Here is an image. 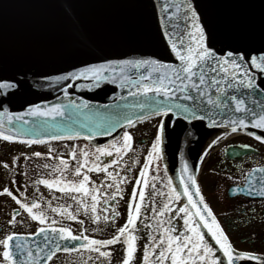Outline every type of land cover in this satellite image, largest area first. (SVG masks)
Here are the masks:
<instances>
[{
	"label": "snow or ice",
	"instance_id": "1",
	"mask_svg": "<svg viewBox=\"0 0 264 264\" xmlns=\"http://www.w3.org/2000/svg\"><path fill=\"white\" fill-rule=\"evenodd\" d=\"M119 2L136 10L141 21L129 25L118 37L129 51L116 58L99 57L96 63L72 64L68 69L57 70L58 75L26 68L17 69L11 77L0 76V140L28 146L51 141H88L82 147L65 144L69 159L51 147L47 157L34 152L32 156L38 159L58 161L37 165L51 171L34 183L73 202L51 207L48 201L52 213L80 225L85 223L79 218L82 214L97 226L93 231L103 232L120 218L117 198L124 199L121 185L129 182L127 175L121 176L116 169L132 171L124 160L134 143L128 129L156 118L150 150L127 201L126 220L115 226L110 238L90 237L85 234L88 228L74 234L55 218L49 223L42 202L28 201L23 194L14 195L5 186L0 196L9 197L18 205L7 224L15 228L30 219L39 227L28 235L0 227V264H53L61 252L76 253L80 259L73 264H112L116 245L121 246L119 264H237L249 260L264 264V256L234 248L185 158V147L195 135V122L206 121L205 127L223 128L225 136L244 132L264 145V0ZM226 8L258 9V27L251 31L221 28L214 13ZM159 40L171 59H162L149 50ZM4 70L0 63V71ZM30 72L39 77V87L52 88L62 96L57 97V103L28 101L24 111L12 113L6 101L24 90ZM109 85L113 86L112 104L96 105L78 94L105 90ZM16 122L22 123L17 126ZM44 128L59 131H53L47 139L25 138V133ZM117 128L124 131L113 140L92 143L97 136H111ZM82 129H87V134ZM250 129H258L261 134ZM172 139L182 162L176 177L178 183L168 174L165 156L167 142ZM31 158L24 156L26 161ZM19 160V156L13 157L11 166L2 163V167L11 171L19 167ZM70 161L75 162L74 167ZM161 162L165 164L163 173ZM140 163L133 161V165ZM150 169L155 173L151 177ZM93 173L103 174L99 184L92 180ZM243 177L234 182L236 187L231 188V195L258 197L264 202V165L249 168ZM18 216L21 220H17ZM140 225L145 232L142 247L137 235Z\"/></svg>",
	"mask_w": 264,
	"mask_h": 264
},
{
	"label": "water",
	"instance_id": "2",
	"mask_svg": "<svg viewBox=\"0 0 264 264\" xmlns=\"http://www.w3.org/2000/svg\"><path fill=\"white\" fill-rule=\"evenodd\" d=\"M214 15L221 28L238 27L251 31L259 25L258 9L226 8ZM140 23L139 13L122 6L119 0H0V63L5 69L0 71V76L11 77L17 69L26 68L58 75L57 70L68 69L72 64L81 66L86 61L96 63L99 62V57L105 55L119 57L129 49L118 40V37L129 25ZM149 50L162 59H171L162 40L153 42ZM38 80L39 77L31 72L28 74L24 90L6 101L10 112L24 111L28 101L59 102L57 97L62 94L52 88L39 87L36 83ZM112 87L109 85L105 90L78 94L96 105L112 104L115 102L114 99H110L114 96L110 90ZM116 92H119V89ZM2 110L0 108V111ZM57 120L59 121V118ZM16 123L19 126L22 122ZM195 123L196 127L193 130L195 135L185 147V158L197 177L199 156L205 141L215 133H225V129L205 127L206 121ZM53 131L59 129H38L34 133H25V138L36 136L47 139ZM81 131L87 134V129ZM123 131L124 129L117 128L111 136H97L92 143L105 144ZM250 131L257 135L261 134L258 129ZM236 134L246 135L244 132ZM165 156L168 174L174 178V183H178L176 177L182 162L176 152L175 139L167 142ZM162 164L164 167V162ZM237 264L258 262L238 261Z\"/></svg>",
	"mask_w": 264,
	"mask_h": 264
},
{
	"label": "flooded vegetation",
	"instance_id": "3",
	"mask_svg": "<svg viewBox=\"0 0 264 264\" xmlns=\"http://www.w3.org/2000/svg\"><path fill=\"white\" fill-rule=\"evenodd\" d=\"M149 126L144 127L143 129L138 130L139 134L145 136L141 139V143L146 147L150 143V134H149ZM133 137L136 135V131L134 129L129 130ZM220 139L210 147L207 152V157L205 159L204 168H208L209 171L216 170L218 177L217 188L221 189L219 196L221 197L225 203V211L227 215L220 216V222L226 232L229 234L232 242L237 247L236 249L244 252L255 253L256 255L264 256V202L261 201L260 198H251V197H243V196H233L226 198V190L230 187H235L236 184L234 182L243 180V173L248 171L251 167H259L264 165V145H261L255 139L244 136V135H218ZM217 137L214 141L217 140ZM137 141V139H136ZM224 141V142H223ZM67 144L69 146L79 144L81 147L87 143L84 142H51L40 145H24L17 143H10L0 140V190L3 187L7 186L10 190L13 191L14 195L26 196L28 201L37 200L38 202H42L44 204L45 210L48 212L49 223L52 218L60 221L64 226L70 227L74 234H78L79 230L83 228H88V232L86 235L97 239L110 238V235L115 231V226H120L125 222V215H127V201L130 198L129 193H126V189L129 187L130 192L135 186V179L139 176V169L137 171V175L135 177L133 168L131 172H124L121 168H117L116 171L120 173L121 176L127 175L128 183L121 185L124 189L123 196L124 199H119V203L117 204V210L120 212V218L116 221V225L105 228L103 232L93 231V229L97 228L96 225L91 224L90 221L87 220L82 214L80 215V219H84L85 223L80 225L74 221H70L67 219H61L58 214L52 213L48 208V201H51V207H57L58 205H66L72 204L71 200H66V198L61 197V194L58 192L50 191L43 185L37 186L34 181L38 178H44L47 176V173L51 171V169H43L38 168L37 165H43L45 163L55 164L58 161L48 160L44 158H36L32 156L34 152H40L42 157L48 156L49 147L54 150H58L60 153L64 154V159H69L67 152L68 149L64 147ZM248 145L250 147L245 148L244 146ZM150 149V147H149ZM144 153L143 147L136 145L134 152V160H138ZM20 157V162L23 160V171L18 168H14L11 171L5 170L2 167V163H8L10 166L12 163L9 161L10 157L13 156ZM32 157L30 160H24V156ZM130 157V156H129ZM103 159V158H102ZM72 166H75L74 161H70ZM130 166L134 167L133 164L128 163ZM143 163L139 166L141 168ZM111 170V169H110ZM27 172L28 175H24L23 173ZM154 171L152 169L149 170V177L154 175ZM202 174V172H201ZM92 180L97 184L103 179V174L93 173L91 174ZM95 177V179H93ZM231 177L232 179H228ZM52 178V177H47ZM23 181V190H14L12 189L13 183L12 180ZM200 179V178H199ZM199 185L202 189L203 195L206 199L210 196L209 192H207L206 187L203 186L201 180ZM213 185V183H212ZM38 189V190H37ZM128 190V191H129ZM212 195H218L217 190H213ZM55 197H61L59 200L53 199ZM23 198V197H21ZM221 204V203H220ZM223 207V205L221 204ZM74 205L73 209L74 210ZM18 205H16L9 197L0 196V227H7L9 230L16 232L20 235H28L35 231L39 225L36 222L31 221L30 219H26L24 223L18 224L15 228H11L10 225L7 224L8 220L11 218L13 214V210L17 209ZM26 216V214H25ZM255 216V219L252 217ZM17 220H21V217L18 216ZM57 227L60 226L58 223ZM103 228V224L100 225ZM78 229V231L76 230ZM235 236V238H233ZM237 243L245 245L246 249L238 248ZM115 251L113 253L114 259L112 264H119V260L121 258V246L116 245L113 246ZM80 257L76 253L65 254L58 253L57 257L54 258L53 264H73V262L78 261Z\"/></svg>",
	"mask_w": 264,
	"mask_h": 264
},
{
	"label": "rangeland",
	"instance_id": "4",
	"mask_svg": "<svg viewBox=\"0 0 264 264\" xmlns=\"http://www.w3.org/2000/svg\"><path fill=\"white\" fill-rule=\"evenodd\" d=\"M157 119L156 120H150L147 122V124H142L141 126H138L136 127L134 130L136 131V135L134 136V143H133V150L128 153V155H126L124 157V160L127 161L128 163L130 164H133V161H134V152H135V147L136 145H139L141 147H143V150H144V153L143 155L138 159L141 163L140 164H136L134 165V167H131L133 168V172H134V175L136 177L137 175V171L139 169V166L143 163V161L146 159L147 157V152L150 150L149 147H151V142L153 140V133L155 132V128L153 127V125H155L157 123ZM146 126H149L147 128H149V134H150V143L148 145H146V147L140 142L141 139L145 136H142L141 134H139L138 130L140 129H143L144 127ZM137 139V141H136ZM17 156V155H16ZM16 156H13V157H16ZM19 156V155H18ZM130 156V157H129ZM13 157H10L9 161L12 163V158ZM206 159V158H205ZM20 165H22L23 167V160L20 162ZM22 167H18V170L21 169L23 171V168ZM126 172V171H124ZM218 177L219 175L217 174V171L216 170H211L209 171L208 168H204L203 171H202V174H201V183L203 184L204 187H206L207 189V192H209L210 196H209V199H210V202L212 203V206L214 207V209L218 212V214L220 216H224L225 214V206H226V203L221 199L220 200V196H219V193L221 192V189L219 191V189L217 188V185H219L220 183L218 182ZM95 179V177L93 178ZM213 183V185H212ZM14 186H12V189L14 190H23V181L21 179V181H17V183L13 184ZM217 190V194L218 195H212L211 193L214 192L213 190ZM126 193L128 192L129 195H130V190H129V187L126 189ZM129 190V191H128ZM151 189H148L147 191H150ZM146 196H147V192H146ZM223 205V207L221 206V204ZM150 215V213H149ZM125 220H126V215H125ZM141 227V226H140ZM78 231V229H76ZM144 235L141 236V239H140V245L142 247L143 243H144ZM233 238H235V236H233ZM234 240V239H233ZM237 246L238 248H243V249H246L245 245L243 244H240V243H237Z\"/></svg>",
	"mask_w": 264,
	"mask_h": 264
},
{
	"label": "bare ground",
	"instance_id": "5",
	"mask_svg": "<svg viewBox=\"0 0 264 264\" xmlns=\"http://www.w3.org/2000/svg\"><path fill=\"white\" fill-rule=\"evenodd\" d=\"M182 223V222H181Z\"/></svg>",
	"mask_w": 264,
	"mask_h": 264
}]
</instances>
